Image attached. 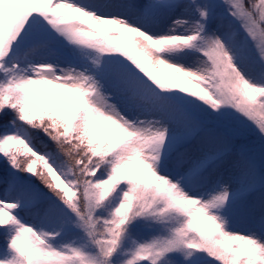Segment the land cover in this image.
Here are the masks:
<instances>
[{"label": "snow or ice", "instance_id": "6c2138e0", "mask_svg": "<svg viewBox=\"0 0 264 264\" xmlns=\"http://www.w3.org/2000/svg\"><path fill=\"white\" fill-rule=\"evenodd\" d=\"M0 238V264H264V0H0Z\"/></svg>", "mask_w": 264, "mask_h": 264}, {"label": "rangeland", "instance_id": "374dc122", "mask_svg": "<svg viewBox=\"0 0 264 264\" xmlns=\"http://www.w3.org/2000/svg\"><path fill=\"white\" fill-rule=\"evenodd\" d=\"M90 2L99 4V5H103L105 3L113 2V0H90ZM105 10H107V9H105ZM68 11L70 12L71 10H68ZM72 14H74V13H72ZM157 71L163 73L164 72V69H157ZM182 79H183V82L187 86L194 87V88L195 87H198L197 84H196V82L192 81L190 78L183 77ZM135 170L140 171L139 166H135ZM2 246H3V239L0 238V247H2Z\"/></svg>", "mask_w": 264, "mask_h": 264}]
</instances>
